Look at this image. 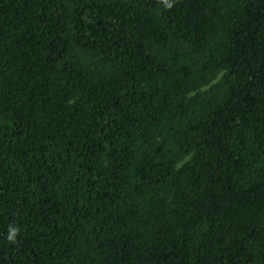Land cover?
<instances>
[{
  "label": "trees",
  "instance_id": "obj_1",
  "mask_svg": "<svg viewBox=\"0 0 264 264\" xmlns=\"http://www.w3.org/2000/svg\"><path fill=\"white\" fill-rule=\"evenodd\" d=\"M0 264H264V0H0Z\"/></svg>",
  "mask_w": 264,
  "mask_h": 264
},
{
  "label": "clouds",
  "instance_id": "obj_2",
  "mask_svg": "<svg viewBox=\"0 0 264 264\" xmlns=\"http://www.w3.org/2000/svg\"><path fill=\"white\" fill-rule=\"evenodd\" d=\"M168 6L170 7L171 5L169 4ZM11 239H12V236L10 235V236H9V240H11Z\"/></svg>",
  "mask_w": 264,
  "mask_h": 264
}]
</instances>
